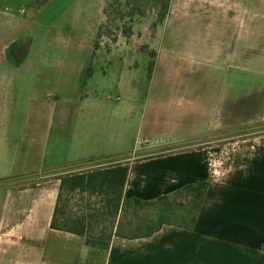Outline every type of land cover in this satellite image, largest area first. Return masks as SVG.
I'll use <instances>...</instances> for the list:
<instances>
[{
    "label": "crops",
    "instance_id": "0c3cea01",
    "mask_svg": "<svg viewBox=\"0 0 264 264\" xmlns=\"http://www.w3.org/2000/svg\"><path fill=\"white\" fill-rule=\"evenodd\" d=\"M54 1L0 0V31L37 23ZM218 1L238 4L237 22ZM263 9L264 0H170L152 41L198 40L194 27L222 33L205 57L233 74L224 81L219 109L213 96L205 101L181 92L197 84H164L176 99L148 104L142 126L160 132L121 160L129 166L123 195L151 200L197 180L208 186L192 229L163 225L148 237L114 236L106 249L52 229L50 221L61 177L88 168L74 163L124 154L120 134L109 127L120 120L118 109L126 113L123 123L132 113L134 85L122 94L89 98L82 52L70 55L81 61L72 71L24 65L30 52L14 66L5 49L14 34L0 33V264H264V129L249 128L264 125V36L254 30L248 37L245 17L250 11L263 20ZM175 52L161 48L156 57ZM5 80L17 89L8 90ZM23 85L30 89L25 103ZM44 91L55 93L51 103L40 96ZM156 108L159 113L150 117Z\"/></svg>",
    "mask_w": 264,
    "mask_h": 264
},
{
    "label": "rangeland",
    "instance_id": "374dc122",
    "mask_svg": "<svg viewBox=\"0 0 264 264\" xmlns=\"http://www.w3.org/2000/svg\"><path fill=\"white\" fill-rule=\"evenodd\" d=\"M105 2L106 0H55L44 13L45 17H41L37 23L16 27L14 29L16 32L10 27L6 34L0 31L2 36L9 37L14 34L13 41L5 47L10 57L7 56L6 61L14 66H20L26 54L30 52L24 65L54 66L56 71L57 68L72 71L79 67L81 61L70 58V55L82 52L86 57L85 61L87 60L88 70L86 72L89 75L84 82V94L89 98L96 97V94L98 97H105L108 92L122 94L121 92H126L127 85L133 84L135 100L132 113L123 123L121 116H126V113L118 109L117 114L120 120L109 127L111 128L109 130L120 134L118 137L119 150H124L123 155L135 151L147 140L149 143L154 142L156 134L160 132L159 129L151 130L147 126L143 127L142 121L144 116L148 117L146 113L148 104L157 106L160 103L175 101L176 97L172 96L173 91L170 90V86L164 87L166 82H169V85L179 84L177 88L180 89L183 88L181 84H197L193 90L181 92L188 95L197 93V97L205 101L211 100L213 96L216 100V107L219 109L217 99L223 94L224 81L227 82L228 75H232L233 72L230 70L231 73H228L229 70L223 66L215 67L213 61L205 56H209L207 50H210L213 39L223 37L222 33H214L207 27H194L192 34L197 35L198 40L184 36L181 41L160 43L161 46L158 42L152 41L151 35L154 34L152 23L155 21V16L150 13L144 18L134 19L130 26L131 35L125 38L119 30L115 29L120 25V21L114 15L108 16L105 22L106 18L103 14ZM220 3L224 5V9L231 10V21H236L241 11L238 10V4L226 1ZM52 16H54L53 22L47 25L46 18ZM245 17L248 37L255 34L254 30L257 33L262 31L260 35L264 36V9L263 20H259L258 17L256 19L250 11ZM146 18L150 21L149 30ZM189 27L187 26V29L190 32L192 28L189 29ZM161 48L172 49V51L175 49L176 52L172 56L158 58L156 55ZM14 50H16V55L12 54ZM43 51H45L44 57H39V52ZM4 82L7 83L5 86L8 90L14 92L17 89L15 81L5 80ZM121 84H123V89H121ZM20 88L22 89L21 100L25 103L30 89H26L24 85ZM40 96L47 103H51L55 98V93L44 91ZM156 113H159L157 108L150 112V117H154ZM114 115L116 112L113 111L112 116ZM219 116L221 115H216V117ZM249 128L264 129V125ZM99 158L103 156L95 157L94 160ZM119 159H121L120 155L108 161ZM74 164L84 167L97 163H90L88 159H83Z\"/></svg>",
    "mask_w": 264,
    "mask_h": 264
},
{
    "label": "trees",
    "instance_id": "16d2710c",
    "mask_svg": "<svg viewBox=\"0 0 264 264\" xmlns=\"http://www.w3.org/2000/svg\"><path fill=\"white\" fill-rule=\"evenodd\" d=\"M169 4L170 0H106L103 14L105 22L114 15L120 21L115 29L128 38L134 19L152 13L155 28L164 21ZM117 156L103 157L97 164L61 177L52 229L79 235L87 246L100 249H106L114 236L148 237L163 225L192 229L206 193V180L185 184L170 195L151 200L126 198L123 190L129 166L120 163L126 155L108 161Z\"/></svg>",
    "mask_w": 264,
    "mask_h": 264
},
{
    "label": "water",
    "instance_id": "95a60500",
    "mask_svg": "<svg viewBox=\"0 0 264 264\" xmlns=\"http://www.w3.org/2000/svg\"><path fill=\"white\" fill-rule=\"evenodd\" d=\"M6 52H7V56H8V49L6 50ZM9 55H10V52H9ZM8 58H10V57L8 56Z\"/></svg>",
    "mask_w": 264,
    "mask_h": 264
}]
</instances>
